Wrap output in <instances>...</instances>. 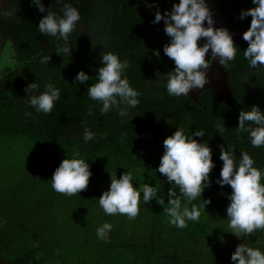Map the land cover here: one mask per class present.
<instances>
[{
  "label": "trees",
  "instance_id": "16d2710c",
  "mask_svg": "<svg viewBox=\"0 0 264 264\" xmlns=\"http://www.w3.org/2000/svg\"><path fill=\"white\" fill-rule=\"evenodd\" d=\"M217 1L227 25L247 31L252 18L241 20L240 13L256 6L252 0ZM42 2L62 14L63 4ZM64 3L77 7L81 15L68 41L73 48L71 57L55 53L56 44L63 41L37 31L46 13H40L31 0H6L7 7L17 6V17L0 19V55L9 45L14 61L13 69L0 77V141L22 137L29 151L26 164L21 159V165L12 168L0 157V264H47L48 258L62 264H232L231 255L238 244L264 252L263 232L239 237L232 233L226 211L232 189L216 183L223 163L220 145L234 148L237 161L240 153L247 151L254 166L264 169V147H253L248 133L236 131L241 110L250 111L258 105L264 111V67H249L243 56L248 43L244 39L234 42L236 59L227 67L221 65L233 88L235 109L208 91L201 92L197 101L169 96L166 80H157L156 74L175 68L163 52L170 37L163 21L153 23L157 8L161 14L171 10L168 0ZM107 51L129 61L125 74L141 93L139 105L129 109L127 117H120L116 109L101 115L100 105L87 96V86L74 82L83 70L91 77L87 85L95 83L102 66L101 53ZM43 55H51L48 65L40 63ZM35 80L41 92L49 82L61 89V99L50 114L36 113L26 103L25 88ZM26 112L32 115L26 116ZM221 118L226 128L222 136L215 127ZM85 127L96 133L93 141H83ZM179 127H184L186 134L203 129L206 136L193 138L208 142L216 164L210 173L211 185L193 202L199 207L203 200L210 201L201 208L199 221H188L186 228L179 229L169 223L155 200L145 205L142 194L134 219L105 214L99 197L107 189L101 181L109 175L119 178L127 170L132 172L134 187L144 183L157 186L161 189L158 195H164L167 203L166 193L172 185L156 169L164 153L163 141ZM76 153L89 164L92 175L85 190L67 196L53 190L51 178L61 161ZM176 191L179 194L178 188ZM105 222L112 224L108 242L96 235ZM84 244V249L79 248ZM90 248L99 250L98 257L92 258L95 252L92 256L87 253Z\"/></svg>",
  "mask_w": 264,
  "mask_h": 264
},
{
  "label": "clouds",
  "instance_id": "9594fccd",
  "mask_svg": "<svg viewBox=\"0 0 264 264\" xmlns=\"http://www.w3.org/2000/svg\"><path fill=\"white\" fill-rule=\"evenodd\" d=\"M252 3L256 6L241 10L240 19L252 18L250 27L243 33V39L248 43L243 56L249 67L254 69L264 67V0H252ZM31 4L40 13H46L39 20L37 31L54 37L56 41H63V44H56L55 53L71 57L73 48L68 41L81 20L79 9L64 3V0H55V4H63L62 14L52 11V7L46 8L42 0H31ZM15 17L17 6L7 7L6 0L0 2V19ZM160 21L164 22V31L170 37L163 52L174 61L175 68L164 74L157 72L156 75L157 80H166L169 96H188L191 91L204 89L210 82L208 73L213 60L227 67L229 62L236 59L238 47L233 36L228 29L215 27L213 12L207 0H179L170 11L163 14L157 8L153 23L158 24ZM201 38H206L202 46L198 45ZM210 49L211 58L206 59ZM155 55L159 57V50L155 51ZM50 61L51 55L40 58V63L44 65ZM100 63L102 66L98 69L95 83L87 85L91 77L83 70L77 73L74 82L87 86V96L100 105L101 115L116 109L120 117H127L129 109L139 105L138 97L141 95L131 86L125 74L129 61L121 60L118 54L107 51L101 53ZM25 92L26 103L36 113L50 114L55 103L61 99V89L51 82L46 83L41 92L40 84L35 80L26 86ZM93 114V106L90 105L88 115ZM25 115L31 116L32 113L26 112ZM215 127L222 136L226 129L223 118L216 122ZM236 131L248 133L253 147H264V111L258 105H253L250 111L241 110ZM95 136L96 133L85 127V143L93 141ZM204 136L206 133L203 129L186 134L185 128L179 127L163 141L164 153L156 171L172 185L166 193L167 203L164 195H158L161 189L157 186L144 183L139 188L134 187L132 172L127 170L119 178L111 175L109 189L99 197V205L105 214L126 215L134 219L140 211L142 194L145 205L155 200L163 207L171 225L183 229L188 226V221L198 222L201 208L210 201L203 200L204 204L199 207L193 202L200 199L205 188L211 185L210 173L216 167L208 142H198L193 138ZM219 148V159L223 163L216 183L221 188L228 185L232 189L227 196L230 201L226 209L229 227L237 237L241 234L252 235L264 229V183L261 182L264 169L254 166L255 161L247 151H242L237 161L234 148L225 145ZM91 175L89 164L76 153L61 161L52 175L51 186L58 193L73 196L88 187ZM111 230L112 224L105 222L97 228L96 235L108 242ZM56 251L58 254L59 249ZM231 261L232 264H264V252L241 243L232 253Z\"/></svg>",
  "mask_w": 264,
  "mask_h": 264
},
{
  "label": "water",
  "instance_id": "95a60500",
  "mask_svg": "<svg viewBox=\"0 0 264 264\" xmlns=\"http://www.w3.org/2000/svg\"><path fill=\"white\" fill-rule=\"evenodd\" d=\"M171 6L174 3H179V0H168ZM0 2H3V0H0ZM207 3L209 5L210 10L213 12V18L215 20V27L220 28H226L229 30V32L233 36L234 42H239L243 40V33L246 30L242 29H233L230 28L227 23L224 15L222 14L219 3L217 0H207ZM205 26H207V22L205 21ZM206 41V38H201L200 41H198V45L202 46V44ZM206 59L211 58V49L209 50V53L206 54ZM209 80L210 82L205 85L204 89H199L195 91H191L188 96H180V97H186L188 99H191L193 101L198 100V96L203 91H208L211 94H213L219 101H224L226 106L231 109H235V104L232 101V92L233 88L228 82L227 72H225L224 68L218 63V60H213L211 64V68L209 70Z\"/></svg>",
  "mask_w": 264,
  "mask_h": 264
},
{
  "label": "rangeland",
  "instance_id": "374dc122",
  "mask_svg": "<svg viewBox=\"0 0 264 264\" xmlns=\"http://www.w3.org/2000/svg\"><path fill=\"white\" fill-rule=\"evenodd\" d=\"M11 56H12V50L10 49V47L8 45V47L5 48L4 53L0 55V77H2L7 72H9L10 70L13 69V65H14L13 62L14 61L12 60ZM25 141H27V140L23 139L22 137L21 138L20 137L10 138V141L2 139L0 141V157L3 160H5V162H2V163L7 165L8 167L12 168L11 165H13V166L21 165L20 160L23 159L24 164H26L25 162H27L29 160V158H28V152L29 151H28V148H27V145H26L27 143H25ZM20 142H22V143H20ZM24 164H23L22 168H23V171H24V174H25L27 172V167L24 166ZM5 168H6V166H5ZM98 178H99V176H98ZM18 179H21L20 175H19ZM104 180L101 181L102 186H103L102 188L105 187L108 190L109 187H110L111 175L107 176V180L106 181H104ZM97 190L100 192L101 191V187H98ZM30 201H33V199L30 198ZM94 230L95 229L93 227L89 231H91V233H92ZM257 231L263 232V234H264V229H260V230H257ZM222 243L227 245V243H225L224 241ZM86 245L87 244H84V245L80 246L79 248L84 249L86 247ZM52 248L55 251L57 250L54 247H52ZM234 251H235V249H233V252ZM93 252H95V253L92 256L91 254H93ZM98 252H99V250L96 251L94 248H90L87 253H89L90 256H92V258H94L95 256H97ZM56 253H57V251H56ZM98 255H100V253ZM101 258H102V256H101ZM119 260H120V258L117 261H119ZM46 261H47V264H62L61 262L55 260L54 258H48V259H46ZM121 263H122V261H121ZM106 264H108V263H106Z\"/></svg>",
  "mask_w": 264,
  "mask_h": 264
}]
</instances>
